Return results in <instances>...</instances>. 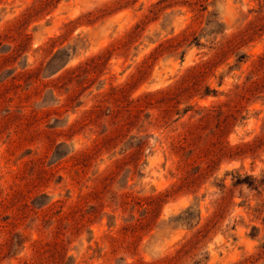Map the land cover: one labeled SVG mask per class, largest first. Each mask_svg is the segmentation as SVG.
<instances>
[{
	"label": "rangeland",
	"instance_id": "374dc122",
	"mask_svg": "<svg viewBox=\"0 0 264 264\" xmlns=\"http://www.w3.org/2000/svg\"><path fill=\"white\" fill-rule=\"evenodd\" d=\"M25 261L264 264V0H0V264Z\"/></svg>",
	"mask_w": 264,
	"mask_h": 264
},
{
	"label": "trees",
	"instance_id": "16d2710c",
	"mask_svg": "<svg viewBox=\"0 0 264 264\" xmlns=\"http://www.w3.org/2000/svg\"><path fill=\"white\" fill-rule=\"evenodd\" d=\"M183 140L184 138L182 140L172 141L170 144V151L174 153L176 156H178L179 164H183L187 160L185 156L187 150ZM140 206L142 207L143 205L141 204ZM105 239L110 243L113 252L122 248L121 244L119 243V240L116 237H113L111 235H106ZM23 264H30V263L25 261Z\"/></svg>",
	"mask_w": 264,
	"mask_h": 264
}]
</instances>
